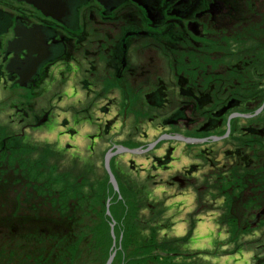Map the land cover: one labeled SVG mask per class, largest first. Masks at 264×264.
<instances>
[{
  "label": "trees",
  "instance_id": "16d2710c",
  "mask_svg": "<svg viewBox=\"0 0 264 264\" xmlns=\"http://www.w3.org/2000/svg\"><path fill=\"white\" fill-rule=\"evenodd\" d=\"M151 1L162 11L158 5H165L167 0ZM186 2L189 7L182 11L187 12V16L191 15L193 20L198 10L204 11L209 9V5H216L212 8L215 20L207 22L204 31L206 35L208 33L207 37L216 40L208 42L200 51L195 48L198 54L201 53L196 55L197 58H184L191 55L188 54L189 49L193 48L191 45L179 50L182 55L175 62L177 87H181V92L177 95L184 100L183 103L192 100L197 105L193 111L194 117L211 118L208 130L197 136H223L227 129V117L231 113L254 114L264 103V0ZM205 16H202L203 20H206ZM168 29L166 33H157L156 41L174 43L188 39L185 26ZM203 61H207L208 66L204 70ZM191 67L198 75L204 72L206 76L194 78V73L189 70ZM40 96L42 94L39 92L26 93L17 99L19 103H26L36 101ZM180 104L173 113L179 112L175 116L171 114V121L178 122L185 118L184 109H179ZM197 111L203 113L199 115ZM261 113L252 119L236 118L230 121L228 137L236 138L232 142L234 149L224 153L223 167L217 168L222 171L220 175L223 180L217 181L212 192H206L214 195L219 191L215 196L221 199L224 211L213 220L217 221V226H228L227 232L232 234L230 243L239 242L249 230L248 216L254 215L258 219L263 214L258 212L260 208L256 202L257 193L264 195V108ZM240 122L246 123L241 133L238 128ZM6 132L7 129L0 127V235L26 234L49 244L43 253L37 255L34 252L40 243L29 240L27 249L32 257L15 256L13 264H27L29 260L30 264H36L37 258L43 264H105L115 245L110 230L112 222L115 223L113 234L115 237L119 235L117 241L120 244L111 264H199L194 258H198L201 252L183 256L180 247L190 241L201 217V190L196 191L197 212L185 236L173 240L160 237L158 234L165 225H158L142 213L149 210L152 216L157 210L161 214L165 208L164 202L153 207L146 205L145 201L142 203L130 179L111 164L113 158L110 167L122 199L115 195L104 168L102 175L97 173L96 166L87 163L79 171L62 168L51 145L29 143L12 134L7 136ZM179 188L184 189L182 186ZM248 189L256 195L253 197L246 191ZM245 193L250 199L248 203ZM240 195L244 196L239 198ZM141 196L144 197V194ZM21 200L26 204L20 203ZM246 210L248 214L244 213ZM108 211L110 216H107ZM31 212L38 215L48 212V215L36 217ZM13 239H17L16 236ZM10 246L15 248L14 245ZM218 251L215 249L211 254Z\"/></svg>",
  "mask_w": 264,
  "mask_h": 264
},
{
  "label": "rangeland",
  "instance_id": "374dc122",
  "mask_svg": "<svg viewBox=\"0 0 264 264\" xmlns=\"http://www.w3.org/2000/svg\"><path fill=\"white\" fill-rule=\"evenodd\" d=\"M137 8L138 9L135 10L136 12L144 10L140 9L139 7ZM141 42L144 44H141ZM141 42V46L138 45V43L136 49L139 53H141V57L138 60L141 61L143 69H148L149 71L153 72L157 70L156 74H158L161 79L168 80L166 83V86L169 87V89L167 90V104H165L164 108L159 109L158 112H156L155 109L148 108L144 101V98L130 100L128 104V110L130 111V113L127 112V114L129 116V119H131V125L130 120L127 122L125 127L122 124L120 125L122 120L121 117L118 118L116 128L111 129L110 133L105 137L102 136L101 139L96 142L97 144L95 145L94 150L89 152L87 149V146L90 144L88 135L95 133V128H93L94 124H87V126L82 125L81 127H76L78 134L72 139L71 137L67 138L66 136H64L61 128V122L64 119H67L69 121L75 119L72 116L71 112L74 114L79 112V109L76 106H73V104H77L76 98L78 97V95L74 97L75 100H70V102L69 100H67L69 103L65 102L66 100H64L67 99L65 96L66 92L69 93L68 91H65L64 88L66 87V82L72 81V84L74 86L78 81H80L82 77H88H85L84 73H82L81 71H78V74L74 73V75H70V72H63L62 76L58 72L52 75V83H49L46 87V89L49 90L47 93L44 94L43 92L38 91L42 94V96L38 97L36 101L29 100L26 103H19V100L17 98L26 95L24 91L16 88L14 90H12L11 88L5 90L1 87L2 85H0V127L3 128V130L7 129L8 132H10H6L7 136H10L12 134L11 136H18V138H23L24 141L29 143L37 145H51L53 150L55 151V155H58V163L60 164V166H62V168H71L79 171L83 169L84 166H87V163L89 165H92L93 167L96 166L98 169L97 173H99L100 175H102V169L104 168L103 159L106 155V152L108 150H111L112 145L116 144L117 141L118 144L121 145L126 144L129 140L135 143H138L139 141L145 146L146 144H153L154 142H157L160 136L164 135V133L167 131L170 132L172 130L171 132L177 133V135L183 134V131L185 129L183 128V123H179L177 126L167 125L170 127H165L162 126L160 118L162 117L165 119L167 117H172V115L175 116L179 111L175 113L173 112L178 109V105L180 103L184 102V100H182L181 97L177 95V89L175 88L177 79H175L174 74L176 73L177 62H175V64L173 65L171 59L174 56H178L180 53H177L175 51L171 52L168 49H164L163 47H161L162 49H160L159 45H155L149 39L142 40ZM197 42L199 43L200 40ZM193 50H195V48H193ZM151 56L153 61L155 60V62L152 63V65L154 66L152 68L147 66L151 65ZM179 64L180 62H178V65ZM179 70L183 71L180 68ZM189 70L194 73V78L197 76L198 78H200L201 75L206 76L204 72H202L201 75H198L196 70H194L192 67L189 68ZM148 80L149 78L145 76L144 86L146 91L151 88ZM153 80L157 79H150V81ZM193 82H195V79L193 80ZM201 82H203V78H201ZM194 88L197 89L196 86H194ZM73 91L74 93H76V90ZM81 98L85 99V101L86 99L90 100V98H86L84 94H82ZM92 101L93 99H91L89 102ZM214 101H216L215 98ZM95 104L97 106H102L104 102L98 103V101H96L95 103L91 104L92 107H90V104H88L87 109L89 111H91L93 108V112L90 115V121H92V123L94 122L95 124H99V121H101V123H105L106 120H112V114L108 116H106L105 114L100 115L96 110L97 107H95ZM122 105L123 103H117V106H119L120 109H122ZM180 108L181 104L179 109ZM44 112L49 114L47 124L38 127V129H35L34 123L36 119L44 114ZM137 112L139 113L135 115ZM261 112L258 113L257 116L250 114L252 116L251 119L261 115ZM197 113L201 115L203 112L197 111ZM236 113L241 114L239 112ZM120 114H123V112H120ZM231 114H234V112ZM185 116L190 119H193L194 117H191L189 115ZM157 117H159V119H156L154 122H150L149 118L155 119ZM262 117H264V114L262 115ZM98 119L99 121H97ZM200 119L202 118L199 117L198 120ZM198 120H196L197 124L195 125V127L202 128V124L206 119L203 118V122L199 121L200 123H198ZM138 122L142 123H140L136 128V124ZM245 124V122H240L238 124L240 133L241 128L245 127ZM73 126L75 125L73 124ZM194 128L190 130V133H196V131H194ZM178 130H180V132H178ZM228 135L226 137H224V135L219 136L223 139L215 141L213 143L209 141L210 144L204 143L181 145L175 142L165 144L164 146L169 145L176 150L172 153V161L168 165V170H166V168L156 170L152 168L151 163L153 161L151 160V157L155 156V158L159 159L161 158V155L164 154L163 148L159 150L160 144L163 141L156 143L155 146L146 154H140L139 156H132L129 154H122L120 156L117 155L113 158L114 160L111 164L114 168L119 169L121 173L127 177V179H130L131 185H133L134 189L137 192V195L141 197L142 203H144L145 201L146 205L148 204L150 207H153V205L157 203L160 204V202H164L163 207L165 208L161 214L157 210H155L156 212L152 216L151 211L149 210H144L142 213L145 218H152L157 222L158 225H165L164 230L161 229L160 233L158 234L160 237L166 236L168 239L173 240L175 238L181 239L185 236L186 231L189 228L188 226L197 212L196 199L198 198V194L196 191L201 190V193L203 194V211H201L199 215L201 217H205V224L209 226L207 227L204 224L206 229L202 232L201 235L195 236V234H192L191 239L187 243V245L180 247L183 256H185L187 253L190 254L201 252L198 258H194L196 259L195 261L199 264H264L263 194L257 193L256 199L257 205L260 208V211L258 212H261L263 214H261L260 218L258 219H256L257 217L255 218L254 215L252 217L248 216L247 223L249 224V230L246 231V234L242 235V238H240L239 242L230 243V241L232 240V234L229 235V233L227 232L228 226H217V221L213 220L221 216L220 214L222 213V211H224V205L223 203H221V199L215 196L219 193L218 190L217 194L214 195L206 192H212L215 185H217V181L223 180L220 175L222 171H218L217 168L223 167L222 165L225 162L224 153L228 150L234 149V143L232 144V142L236 139H233V137L231 138V136L228 137ZM170 136L174 135L171 134ZM193 138L202 139L206 138V136H194ZM144 150H146V148ZM128 159L133 160V163H135L137 167L136 171H132V169H130V165L127 164ZM145 169L147 171H144ZM173 177L180 178L182 183H184V189L179 188L177 184H169L172 182L171 179ZM206 188H208L209 190ZM246 191H248L249 194H251L253 197L256 195V193L251 191V189H248ZM142 194H144V197L141 196ZM115 195L117 197L119 196V199H122L120 191H118V193H115ZM244 195H246L245 201L248 203V201L250 200L248 198V194L245 193ZM244 195H240L239 198L243 197ZM172 196L180 197V199L178 198V201L170 204L171 201L169 200V198ZM112 198L110 200H112ZM20 203L26 204V202L24 201ZM31 213L36 217L48 215V212H42L41 215L35 214L33 212ZM244 213L248 214L247 210ZM252 220H255L254 224H251ZM180 229H183V233L180 232ZM15 236L17 239H13ZM15 236H7L6 233L0 235V248H2L0 252V264H3V261L9 263L13 262L15 256L21 258L32 257L29 250L27 249V242L29 240H31L32 242L36 241L40 243V245H38V249L34 252V254L37 255L43 253L46 250V247L49 245L41 243L39 238L36 236L29 237L26 234ZM118 236L115 237L114 234L112 236V241L116 245L113 249V251L115 250V252L118 251L120 244V242L117 241ZM223 243L224 245H222ZM10 244L14 245L15 248L12 249ZM215 249L219 250L218 253L211 254V252ZM27 262V264H30L31 260ZM35 262L36 264H43V261L38 258Z\"/></svg>",
  "mask_w": 264,
  "mask_h": 264
},
{
  "label": "flooded vegetation",
  "instance_id": "af4514ba",
  "mask_svg": "<svg viewBox=\"0 0 264 264\" xmlns=\"http://www.w3.org/2000/svg\"><path fill=\"white\" fill-rule=\"evenodd\" d=\"M65 1H67L68 13L60 22L43 15L38 9L25 3L23 0H0V85H2L1 87L5 90H8V88L14 90L16 88L24 91L25 94H34L38 91L45 94L49 91L46 87L49 83H52V75L55 73L59 72L61 76L63 72H70V75H74V73L78 74L80 71L84 73L85 77L88 78L82 77L76 85L73 86L72 81L66 82V87L64 88L65 91H68L69 93L66 92L65 96L67 99L64 100H66L65 102H68L67 100L70 102V100H75L74 97L78 95L76 98L77 104H73V106H76L79 109V112L75 114L71 112L75 119L71 121L64 119L61 122V128L64 136L67 138L71 137L72 139L78 134L76 127L94 124L93 128H95V133L88 135L90 144L87 146V149L89 152L94 150V147L97 144L96 142L100 140L102 136L105 137L110 133L111 129L116 128L118 118L121 117L122 120L120 125L122 124L125 127L129 120L131 125V119H129L127 114V112L130 113L128 110L130 100L144 98L147 107L155 109L156 112H158L159 109L164 108L165 104H167V90L169 87L166 86V83L168 80L161 79L158 74H156L157 70L153 72L148 69H143L141 61L138 60L141 57V53L136 49L138 43V45L141 46V44H144L141 42L142 40L149 39L155 45H159L160 49L163 47L171 52H179L180 54L178 56H180L182 55V51L179 50L182 47L191 45L193 48H197V50L200 51V48L203 49L206 44L208 45V42L216 40L215 38L207 37L208 33L206 32V35L204 32L206 30V23L215 20V14L210 5L209 9L204 11L198 10L195 13L196 19L193 20L191 15L187 16V12L185 13V11H182L183 8L186 9L189 7V4L186 2L187 0H167L171 2L166 1L165 5H158L162 11L158 10L156 5H154L158 14L154 19H150L147 16L145 9L140 12L135 11L139 6L132 0ZM149 3L153 5V2L150 0ZM169 7L171 8L168 9ZM139 8L142 9L141 7ZM203 15H207L205 16L206 20H203ZM177 25H179L180 28L185 26L188 30L187 40H178V42L174 43L170 41H156L155 36L157 33H166V31L169 30L168 27L170 28ZM34 27H38L43 31L44 42L46 41V45L51 47V55L37 71L36 76L32 78L33 82L30 86L22 89L16 84L17 76L10 75L7 70H5L7 63L14 55V53H8L6 47L9 42H12V40L16 38V28L31 29ZM199 40L200 42L198 43L197 41ZM193 48L189 49L188 54L190 53L191 55L185 56V60L189 57L197 58L196 55L201 54H198V51L196 49L193 50ZM26 52V50L20 51L17 55L19 58L24 59ZM178 56L171 58L173 65ZM153 62H155V60L153 61L151 56V65L147 66L150 68L154 67L152 65ZM207 67V61H203V70ZM145 76L149 78L148 83L151 85V88L147 91L144 86ZM174 76L175 79L178 77L176 73ZM152 78L157 80L150 81ZM175 88L177 89V93L180 94L181 87L179 89L177 83L175 84ZM73 90H76V93H74ZM82 94H84L86 98H90V100L93 99V101L89 102L90 100L87 99L85 101V99L81 98ZM148 98L150 99V102ZM96 101H98V103L104 102L102 106H97L95 104L98 113L100 115L105 114L106 116L112 114V120H106L105 123H101L98 119L97 121H99V124L90 121V115L93 112V108L89 111L87 106L90 104V107H92L91 104ZM187 101L188 102L186 103L182 102L181 107L184 109L185 115L193 117V111L196 109L197 105H195L192 100ZM118 102L123 103L122 109L117 106ZM120 112H123V114H120ZM138 113L139 112L135 115ZM185 115V118L178 122L169 121V117L165 119L160 117L162 126L170 127L183 123V128H185L183 131L184 133L179 135H183L190 139H193L197 134L204 133L200 132L201 127H195L197 124L196 120L199 119L198 117L190 119ZM48 118L49 114L44 112V114L36 119L34 128L38 129V127L46 125ZM43 119L46 121L42 124L40 122ZM149 119L150 122H154L156 119H159V117ZM199 121L203 122L202 119L198 120V123H200ZM209 121H211V118L205 120L203 124H210ZM140 123L142 122L136 124V128ZM73 124L75 126H73ZM219 125H221L220 121ZM209 126L210 125H208V127ZM193 128L194 131H196L195 134L190 133V130ZM171 131H167L164 134L168 136L171 134L177 135V133ZM178 132H180V130H178ZM205 136L206 138L213 137L209 135ZM160 141L163 142H161L159 150L163 148L164 154L161 155V158L159 159L155 158V156L151 157V160H153L151 162L152 168L156 170L166 168V170H168V165L172 161V153L176 150L175 148H172V146L166 145V147L164 145L170 144L171 142L181 145L185 144L173 140ZM206 143L210 144V142ZM116 146L145 152H142L141 154H146L151 150L149 149L147 152L144 150L145 148H148L149 144L144 146V144L139 141L138 143H135L131 140L123 145L118 144L117 141L116 144L112 145V148H115ZM129 155L139 156L140 154ZM127 164L130 165L132 171L137 170L133 160L128 159ZM144 171L147 170L145 169ZM171 181L172 182L169 183L170 185L177 184L178 186H184V183H182L180 178L173 177Z\"/></svg>",
  "mask_w": 264,
  "mask_h": 264
},
{
  "label": "water",
  "instance_id": "95a60500",
  "mask_svg": "<svg viewBox=\"0 0 264 264\" xmlns=\"http://www.w3.org/2000/svg\"><path fill=\"white\" fill-rule=\"evenodd\" d=\"M25 3L34 6L36 9H38L43 15L51 17L54 20L62 21L66 17V14L68 13V5L67 1L65 0H23ZM135 2L139 7L142 9H145L147 16L151 18H155L158 14L157 9L154 7V5L149 3V0H132ZM146 1V2H145ZM151 1V0H150ZM185 1V0H183ZM213 7H216L214 4ZM212 7V8H213ZM15 36L16 38L12 40V42H9L7 45V52L8 53H14L12 59L7 63L5 70L10 75H16L17 81L16 84L22 88L25 89L26 87H29L30 84L33 82L32 78L36 76L37 71L40 69V67L50 58L51 55V47L46 45V41L44 42V35L43 31L38 28L34 27L31 29H21L16 28L15 29ZM26 50V54L24 55V59H21L18 57L17 53L20 51ZM149 102L150 99L148 98ZM264 102V101H263ZM264 108V103L254 112L253 115L257 116L258 113H260ZM184 113V110L182 111ZM252 116L250 114H230V116L227 118L226 122V133L224 134V137H226L230 132V126L229 123L231 120H234L236 118H251ZM46 120H41L40 123H44ZM208 123L204 124L202 128L200 129V132H204L208 130ZM223 138L221 137H209L204 139H190L186 138L184 136L180 135H174V136H168L166 134L162 135L157 142H154L153 144H149L148 148L145 150L146 152L149 149H152L156 143L160 142V140H166V141H177V142H183L186 145L190 144H204L206 142H215L218 140H221ZM143 151L135 150V149H126L122 146H116L115 148H111V150H108L106 152V155L104 157L103 165L105 172L109 176V183L113 187V190L115 193H118L119 186H117L115 176L111 172L110 167V160L117 155L120 154H134L139 155ZM145 153V152H143ZM119 197V196H118ZM120 198V197H119ZM107 216H110L109 211L107 212ZM112 226L110 228L111 234L113 236V227L115 225L114 222H112ZM255 221H253L252 224H254ZM115 245H113L114 248ZM112 250V247L110 251ZM113 253L110 255L109 259L105 264H111L115 257V250L112 251ZM6 262V261H3ZM6 264H13V262L9 263L6 262Z\"/></svg>",
  "mask_w": 264,
  "mask_h": 264
},
{
  "label": "crops",
  "instance_id": "0c3cea01",
  "mask_svg": "<svg viewBox=\"0 0 264 264\" xmlns=\"http://www.w3.org/2000/svg\"><path fill=\"white\" fill-rule=\"evenodd\" d=\"M177 196H174V197L172 196L169 198V200L171 201L170 204L174 203L180 199V197H177ZM206 219H208V218H206ZM205 222H206L205 217H200V219L197 221V223L195 225L194 232H193V234H195V236L201 235L202 232L206 229L205 226H207V227L209 226V225H206ZM204 224H205V226H204ZM180 232L183 233V229H180Z\"/></svg>",
  "mask_w": 264,
  "mask_h": 264
}]
</instances>
